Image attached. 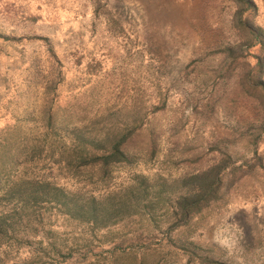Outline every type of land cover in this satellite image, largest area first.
<instances>
[{
    "label": "rangeland",
    "instance_id": "rangeland-1",
    "mask_svg": "<svg viewBox=\"0 0 264 264\" xmlns=\"http://www.w3.org/2000/svg\"><path fill=\"white\" fill-rule=\"evenodd\" d=\"M253 1L242 14L243 0H0V149L31 144L1 177L0 215L20 203L3 195L39 174L95 197L145 177L153 194L165 183L148 208L131 194L132 212L104 228L41 202L32 211L44 206L46 221L29 210L0 264H264V35L251 31H264V0ZM103 109L120 133L156 116L153 142L145 127L133 135L132 162L92 175L101 163L64 164L42 148L43 114L66 110L73 123L57 124L97 139ZM207 170L208 185L182 182ZM188 192L208 199L179 221Z\"/></svg>",
    "mask_w": 264,
    "mask_h": 264
},
{
    "label": "trees",
    "instance_id": "trees-1",
    "mask_svg": "<svg viewBox=\"0 0 264 264\" xmlns=\"http://www.w3.org/2000/svg\"><path fill=\"white\" fill-rule=\"evenodd\" d=\"M252 6H254L253 0H243V6H241L242 9L240 11L242 12V14H244ZM247 24L248 22H246L245 26H247ZM251 31L254 34L258 33L264 35V31L260 27L252 28ZM228 50V52H232V48H229ZM35 61H33L32 63L33 66L35 64ZM25 75L26 73H21V78L23 79ZM25 78H29L28 75ZM33 84L34 83L29 82L28 87ZM22 92H24L23 89ZM30 93L25 94L29 97L34 96V94ZM86 103L88 102L76 103L74 105V108L76 110L94 109L93 104H90L91 106H85ZM162 107L163 106H156L155 110ZM48 113L49 114L47 116L43 114L42 117V148L48 147L50 154H55L54 157L56 160H65L63 161L64 164L74 163L81 168L92 169L93 167H89V165H91L93 162L97 161V163H101L103 168L99 170H92V175H98V173H102L103 171L109 173L108 165H110L113 161H116V163L132 162V152H134L133 155L136 154V151L133 149V142L135 141L133 135L135 134V132H137V129L140 130L145 127L144 134H147L153 142L152 135L157 127L153 120L156 117L154 116V118L151 119L153 121V125L149 126L146 123H143L134 132L132 130L120 133L118 129H116L118 128L116 125L109 124V121H107L108 118H106V121H104L106 114L103 109L101 119L98 120V122H94V124L97 125L98 128L97 132H100L97 140L95 138L96 134H89L87 132V125L85 126V131L83 129H67L65 126H62L59 123L57 124V117L59 118L62 114L63 119L61 120V122H65L66 126L73 123L71 120V115H67L66 110L62 112L56 111L55 113H50L48 111ZM104 129H106L107 133H105V136H102V130ZM51 133L53 134V138L49 137ZM64 134H66L67 136H63ZM30 140L31 139L29 138L28 141L30 142ZM0 145L3 144L0 143ZM30 147L31 144L25 142L20 147L11 145L9 149H0V180L1 177H4L6 179H11L13 177L16 166H18L21 156L25 153V151L23 150H29ZM98 150H101L104 153L102 155H99L97 153ZM50 154H48V156H51ZM55 162L58 163L57 161ZM42 167L44 169L46 165L44 164V166ZM221 172L222 170H219L216 174L213 173L214 181L222 180ZM211 174V170H207L206 172H199L195 175L183 177L182 182H192L198 179L200 182L208 185L205 176L211 178ZM41 175L42 174H39V176H37L33 181H27L28 179L26 177V179L23 181V185L25 186L21 188L20 185L17 186V184H15L14 188L11 189L10 192L7 191L6 195H3L6 198H10L13 195L11 198L15 200L16 198L20 199V203L16 201V208H14L15 205H12L13 208L10 210V212H6L0 215V246H2V244L9 238V236L10 238L18 237V230L21 229L20 225L23 224L24 220L29 219V210L35 213L39 212L38 210L40 209L42 218L41 220H38V222L46 221V217H48L49 211H47V209L45 211H41V208H43L44 206H40L37 210L32 211V209L37 208L38 204H40L41 202H43L42 204H56V209H58L60 212H64L62 209L65 208L68 214H70V217L74 220L81 219L83 220L82 222L86 223L87 221L88 225H92L94 228H104L111 224V218L121 220V218H124L126 215L132 212V208H134V205L129 201V199H127L131 194H138L140 196L139 203L137 204L139 207L143 205L142 208H148L153 202V198L149 197V195L154 196L161 190L163 186H165V183L160 179L156 183L158 191L153 194L151 185L147 182V177H145V179H142L140 178V176H134V178L132 177V181L135 179H140L138 181L131 182V185L127 188H118V191L116 193H113V190H111V192H107L108 195L105 194L101 197H95L84 196L80 192L68 190L65 185H55L47 179L46 175ZM26 187L30 189L29 192H25ZM219 187H221V184L216 187L217 192H219ZM195 196L196 194L194 195L189 192L187 194L180 195L179 198L177 196V198L179 199V212L181 216L179 221H184L188 215L190 217L191 214L199 213L200 211H202L203 206L205 205L204 200L208 199V196H198L196 200H192V198ZM26 197H28L27 200H25ZM17 205L21 208L18 209ZM25 216H27V218ZM34 227L39 229L38 225ZM29 229L31 228L29 227ZM87 248L88 250H90L88 245ZM74 250L79 252L81 251V248L79 245H77ZM90 253L91 251L85 250L83 256L88 257ZM115 258H113L111 261H114Z\"/></svg>",
    "mask_w": 264,
    "mask_h": 264
}]
</instances>
